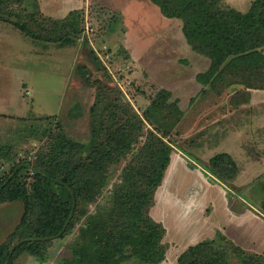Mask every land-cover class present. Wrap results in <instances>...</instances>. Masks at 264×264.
<instances>
[{
  "label": "trees",
  "instance_id": "1",
  "mask_svg": "<svg viewBox=\"0 0 264 264\" xmlns=\"http://www.w3.org/2000/svg\"><path fill=\"white\" fill-rule=\"evenodd\" d=\"M151 1L165 16L180 18L191 49L209 58L198 81L218 94L230 84H242L230 99L235 104L238 94L248 100L249 89L264 88V0H253L246 11L224 8L219 0ZM20 3L0 0V19L34 40L70 44L80 29L77 11L56 19L23 11ZM133 86L150 100L144 111L150 126L121 95L107 97L100 90L89 109L87 142L65 135L56 121L55 128H44L45 139L30 156L15 161L11 147L0 143V160L9 163L0 170V203L18 200L22 205L18 222L0 241V264H13L22 253L43 262L53 241L69 235V256L57 264H120L131 257L157 264L165 259L164 227L149 208L170 162L172 145L164 138L176 131L184 113L168 88L159 86L153 94L139 83ZM201 165L228 186L238 172L226 152ZM210 245L211 240L189 245L179 263L223 264ZM242 253L251 260L243 264H264L263 256Z\"/></svg>",
  "mask_w": 264,
  "mask_h": 264
},
{
  "label": "rangeland",
  "instance_id": "2",
  "mask_svg": "<svg viewBox=\"0 0 264 264\" xmlns=\"http://www.w3.org/2000/svg\"><path fill=\"white\" fill-rule=\"evenodd\" d=\"M219 1L224 8L246 11L253 0ZM18 6L23 11H38L45 17L56 19H65L69 12L77 11L80 31L73 33L75 36L70 44L60 45L53 41L34 40L10 22L0 19V143L11 147L15 161L32 155L45 139L44 128H55L56 121L65 135L87 142L91 133L89 109L100 90L106 91L107 97L121 95L150 126L144 118L150 100L137 91L133 82L153 94L159 86L166 87L184 114L176 131L172 129L164 138L172 145V161L149 208L150 216L164 227L165 259L157 264H180L178 257L182 251L203 240H211L209 250L223 264L251 262L243 258L245 254H240L241 250L264 258V249L261 251L257 245H240L239 237L228 226L224 227L222 221H216L218 215L212 223L209 222L204 212L210 207L207 208V204L199 203L194 214L195 206L191 209L186 191L197 182L195 171H189L190 176L184 178L183 184L176 181L177 175L187 174L184 171L178 174L177 168L184 170L185 164L197 166L192 161L186 163L188 159L184 153L200 166L224 146L231 145L234 142L231 140L243 141L244 135L242 131L234 135L230 130L232 123L240 122L238 113L232 112V108V113L225 115L227 110H218L214 107L216 103H210V98L208 101L199 100L201 96L195 98L196 94L203 92L199 88L197 72H204L208 63H191L196 51L184 37L182 20L165 16L151 0H21ZM206 85L210 89L208 83ZM230 85L225 94L231 99L234 89L242 84ZM243 97L244 94H238L237 98ZM252 97L253 100L258 96ZM195 99L199 101L196 103ZM107 101L105 96L104 102ZM73 103L76 108L71 110ZM192 103L196 110H192ZM230 103L234 102H228L232 107ZM257 134L258 138L264 139V132ZM251 137L247 134L246 142ZM249 144L251 156L264 153V150L259 152L256 149L260 141L256 147ZM8 164L0 160V170L6 169ZM200 167L208 172L203 165ZM30 174L32 170H29ZM207 176L216 180L214 175ZM246 187L249 191H242L240 195L253 204L257 203L261 210L264 176ZM234 188L238 193V187L234 185ZM180 189L182 191H178ZM214 208L221 209L219 206ZM21 211L18 200L0 203V241L18 222ZM70 238L71 235L54 240L43 262L22 253L13 264H57L60 258L69 256ZM254 259L258 262L257 258ZM120 264L146 263L131 257Z\"/></svg>",
  "mask_w": 264,
  "mask_h": 264
},
{
  "label": "crops",
  "instance_id": "3",
  "mask_svg": "<svg viewBox=\"0 0 264 264\" xmlns=\"http://www.w3.org/2000/svg\"><path fill=\"white\" fill-rule=\"evenodd\" d=\"M193 55H195V58L191 63L197 64V61H200L204 62L205 64L208 63L209 65L210 61L208 57L198 52H193ZM198 83L200 84V89L205 88L206 90H203V92L201 91L200 93L196 94V99L201 96L199 100L205 99L206 101H208L207 98H210V103H216L214 107H216L218 110H227L225 112V115H227V113L229 115L232 112H236V114L238 113L237 116L240 122L232 123V129L230 130L232 131V133H234V135L237 134V132L241 133L242 131L244 134L243 141H240V139L238 142H236L235 140H231L234 141L231 142V145L224 146L223 149H220L218 151L226 152L231 155V157L236 161L238 165V172L235 178L232 180V184H230V186L223 183L217 177H215V181H212L207 175L213 174L209 171L204 172L205 170L200 167L201 165L199 166V164L196 163V161L192 157L184 153V157L188 159L187 161L185 160L186 163L192 161L197 166L190 167V165L185 164L184 170H182L180 167L177 168L178 174L181 171L187 172V174L185 176L176 174V181H178V184H183L182 181H185L184 178L186 179V176H190V174H188L189 171H195L194 177H196L197 182H194L193 185H190V188L186 191L189 193L188 203L191 204V209H193V206H195L194 214H196V212L198 211L196 210V206L199 203L203 202L204 205L207 204V208L208 206L210 207L208 208V211L205 210L204 212L205 217L207 220H209V222L212 223L214 218H216V216L218 215L219 218L216 221H222L224 227L228 226L227 228H230L231 232L239 237L240 240L238 243L240 245H257V247L262 248V250L260 248L259 249L263 251L264 213L259 209L257 203L253 204L249 202L244 195L242 197V195L240 194H243L242 191H249V188L246 187L247 184H251L257 178L264 176V153H262L260 156H251L250 149L248 150L249 146H251V144L249 143L254 144V146L256 147V143L258 141H260V146L256 147V149L259 152H261V150H264V139L262 140L260 139V137H257V132H264V88L249 89L250 97L248 98V100L239 99L236 101V104L230 103L232 104V107H229L228 102L230 100V96L225 94L226 89L218 94L214 92L213 89H208L207 85L201 82ZM195 85H197V83ZM228 89H230V86L227 87V91ZM253 95H257V99H260L262 101L257 102V99L252 100ZM196 99L195 101L197 103L199 100L197 101ZM191 108L192 110H196L194 103H192ZM230 108H232V110L234 111L231 112ZM187 112L190 113L188 110ZM247 134H249V136L252 135V137L250 141L246 142ZM252 152L256 153L254 151ZM171 161L172 156L170 157L169 165ZM258 162L260 163L258 164ZM168 167L166 171H168ZM201 170L203 171V173L201 172ZM166 171L164 172L161 183L164 177L167 175ZM234 185L238 187V193L235 191L236 188H234ZM178 191H182V189ZM193 200H196V203L193 202ZM214 206H219L221 207V209L217 210L216 208H214L213 210ZM202 215H204V213H202Z\"/></svg>",
  "mask_w": 264,
  "mask_h": 264
},
{
  "label": "built area",
  "instance_id": "4",
  "mask_svg": "<svg viewBox=\"0 0 264 264\" xmlns=\"http://www.w3.org/2000/svg\"><path fill=\"white\" fill-rule=\"evenodd\" d=\"M99 54V53H98ZM100 57H101V59L103 60V57L100 55ZM103 62H105L104 60H103Z\"/></svg>",
  "mask_w": 264,
  "mask_h": 264
}]
</instances>
